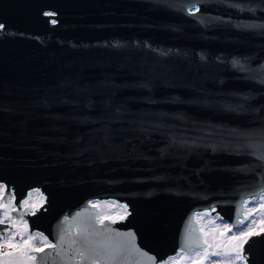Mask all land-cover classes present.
<instances>
[{
    "label": "water",
    "instance_id": "95a60500",
    "mask_svg": "<svg viewBox=\"0 0 264 264\" xmlns=\"http://www.w3.org/2000/svg\"><path fill=\"white\" fill-rule=\"evenodd\" d=\"M0 22V199L14 226L24 217L55 243L100 229L89 200H114L125 211L104 236L131 232L152 258L134 259L160 264L201 248L197 212L236 227L264 192V0H0ZM245 249L243 264H264V235ZM48 251L41 264H60Z\"/></svg>",
    "mask_w": 264,
    "mask_h": 264
},
{
    "label": "snow or ice",
    "instance_id": "6c2138e0",
    "mask_svg": "<svg viewBox=\"0 0 264 264\" xmlns=\"http://www.w3.org/2000/svg\"><path fill=\"white\" fill-rule=\"evenodd\" d=\"M46 15H52L46 13ZM55 23V21H53ZM4 25L0 24V29H3ZM261 160H264V156L261 157ZM6 185L0 184V197H2ZM31 195V194H30ZM12 200L15 197H11ZM261 199L264 200V193H261ZM247 203V201H245ZM28 201H22L21 207L27 206ZM93 207L98 206L93 204ZM0 207L9 209L10 211H16V207L10 204L0 203ZM259 209L264 211V202L260 203ZM34 214V213H33ZM206 214V213H205ZM82 214L77 213L76 217H73L75 220L77 217H80ZM197 215H202L197 213ZM121 216L119 219H123ZM11 219L9 211L4 213V218L0 219V224H5L6 220ZM68 218L65 217V220ZM105 219L111 220L112 223H115V219L111 217L100 218L99 223L101 225L100 229H97L94 224L84 223L83 226H77L74 231H70L67 234V238L63 232L58 235L57 241L55 243L49 241V239L42 234H29L27 240H21L17 243L14 241L15 232H10L8 228L4 230V240L3 244H0V249L7 247L10 251L4 252L0 251V264H41L45 259L43 256L35 255V253H45L48 251V256L58 257L60 264H139L138 260H135L136 257H146L147 259H152L147 257V254L142 252L135 244V236L133 233L128 232L124 234L116 233L117 236H122L121 242L119 244H113L111 242V237H105V233L112 232L113 230L107 228L104 225ZM245 220L248 219V216H245ZM15 224V221H12ZM27 222H25L26 225ZM239 224H243L244 220L238 221ZM259 224L257 230L253 225ZM233 227L228 224L223 225L224 232L233 233ZM217 229H213L215 232ZM23 236V233H20ZM205 233V237H207ZM223 235V233H221ZM264 235V218L259 222L252 221L246 226L245 229H240L238 233H233L227 238V243L223 241L217 243L216 237L213 236L212 241H209L205 238L202 242L197 240L195 241L197 247H203L202 252H198L195 257H183V259H189L192 261V264H206L210 256H221L227 255L229 259L226 264H243L246 261L247 257L245 255L246 249L245 245L249 243L251 238ZM39 239L40 244L37 246L33 241ZM67 250H70L71 255L65 260L63 253ZM224 249V251H217L216 249ZM183 253V247L181 249ZM181 254H178L180 256ZM171 264H176V258H170ZM216 264H225L223 261H217Z\"/></svg>",
    "mask_w": 264,
    "mask_h": 264
},
{
    "label": "rangeland",
    "instance_id": "374dc122",
    "mask_svg": "<svg viewBox=\"0 0 264 264\" xmlns=\"http://www.w3.org/2000/svg\"><path fill=\"white\" fill-rule=\"evenodd\" d=\"M2 184V183H0ZM31 194V195H30ZM11 195H10V199H11ZM41 199V195L39 194V192L35 189L28 191L26 198L22 199V201L27 200L28 201V205H27V209L28 211L32 210V206L33 205H37L38 202ZM12 201V199H11ZM247 203L244 202V211H243V217L242 220H244L243 224H240L237 227L233 228V233H238V231L240 229H245L246 230V226L251 223L252 221H257L259 222L262 218H264V211H261L259 209V205L260 203L264 202V200L261 199V193L255 197H252L250 199L246 200ZM89 202H93L95 204L98 205V213H97V219L100 220L101 217L103 216H107V217H111V218H115L120 216L121 214L124 213L125 211V206L117 201L114 200H110V199H105V200H89ZM0 203H2V199H0ZM11 205H15L14 203ZM16 206V205H15ZM8 211V210H6ZM4 211L1 209L0 207V219L4 218ZM202 215H197L196 213V219L199 222L201 231L203 233V237L204 239L207 238L209 241H212L213 236L216 237V241L215 242H221L223 241L224 243H227V238L229 236H231L233 233H229V232H224L223 230V225L228 224L225 221H223V219H221L220 217H218V215H212V214H206L199 212ZM245 216H248V219L245 220ZM11 219L6 220V226L10 225V227L7 226V228L9 229L10 232H20L23 233L24 235L21 236L20 234H18V237L15 235L14 236V241L19 243L21 242V240H27L28 239V235L29 234H41V232L37 231V230H32V231H27L26 229V225H25V218L21 217V224L23 225V227L25 228L20 229L17 226L12 225V221H16L15 216H10ZM16 223V222H15ZM229 225V224H228ZM254 227L259 228V224H255L253 225ZM213 229H217L215 232H213ZM205 233H207V237H205ZM221 233H223V235H221ZM4 236V231L0 237V244L4 243V240L2 239V237ZM37 246H39L40 241L37 238L35 241H33ZM217 251H224V249H216ZM203 251V247L201 248H196V249H191L188 252H184L181 253L180 251H177L176 253H174L173 255H170L168 257H166V259H164L163 261H161L160 264H171L170 258H176V264H192V261L189 259H183V257H195L197 255L198 252H202ZM178 254H181L180 256H178ZM229 259V256L227 255H221V256H210L209 260L206 262V264H216L217 261H223L227 262V260ZM238 264H240V262H238Z\"/></svg>",
    "mask_w": 264,
    "mask_h": 264
},
{
    "label": "flooded vegetation",
    "instance_id": "af4514ba",
    "mask_svg": "<svg viewBox=\"0 0 264 264\" xmlns=\"http://www.w3.org/2000/svg\"><path fill=\"white\" fill-rule=\"evenodd\" d=\"M3 203V202H2ZM15 206V205H14ZM16 207V206H15ZM1 209L4 211V212H6V210L5 209H3L2 207H1ZM10 215V214H9ZM11 216V215H10ZM7 222V221H6ZM12 225H15V224H13L12 223ZM8 227H10V225H7ZM7 226H6V223L5 224H0V237H1V235H2V233H3V231L7 228ZM18 234H20V232H16V236L18 237ZM8 250H10L9 248H7V247H3L2 249H0V251H8Z\"/></svg>",
    "mask_w": 264,
    "mask_h": 264
},
{
    "label": "bare ground",
    "instance_id": "6f19581e",
    "mask_svg": "<svg viewBox=\"0 0 264 264\" xmlns=\"http://www.w3.org/2000/svg\"><path fill=\"white\" fill-rule=\"evenodd\" d=\"M0 24H1V22H0ZM261 193H264V192H261ZM202 213H205L204 211L202 212ZM208 214V213H207ZM214 215H217V214H214ZM219 217V216H218ZM242 217H243V215H242ZM241 220H242V218H241ZM223 221H225L226 223H228V224H230L229 222H227V220L226 219H223ZM240 224H238L237 226H239ZM236 226V227H237ZM173 255V254H172Z\"/></svg>",
    "mask_w": 264,
    "mask_h": 264
}]
</instances>
